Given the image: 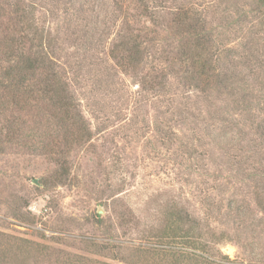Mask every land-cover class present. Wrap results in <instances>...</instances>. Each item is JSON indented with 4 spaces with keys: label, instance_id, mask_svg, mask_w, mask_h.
Here are the masks:
<instances>
[{
    "label": "rangeland",
    "instance_id": "1",
    "mask_svg": "<svg viewBox=\"0 0 264 264\" xmlns=\"http://www.w3.org/2000/svg\"><path fill=\"white\" fill-rule=\"evenodd\" d=\"M18 9L88 133L0 109V264L137 261L172 205L264 264V1L0 0L11 32Z\"/></svg>",
    "mask_w": 264,
    "mask_h": 264
},
{
    "label": "trees",
    "instance_id": "2",
    "mask_svg": "<svg viewBox=\"0 0 264 264\" xmlns=\"http://www.w3.org/2000/svg\"><path fill=\"white\" fill-rule=\"evenodd\" d=\"M15 14L13 32L3 26L4 20H0V109L6 112L12 107L30 113L41 106L40 110L55 118L64 132L70 133L77 141L83 139L88 133L85 118L54 61L44 50V33L35 22H31V13L18 9ZM19 26L23 27L19 29ZM133 39L135 44L131 45L132 39L124 44L127 50L133 51L130 59L138 60L141 49L139 45L135 46L136 40ZM14 128V124L10 126L12 134L16 133ZM57 162L60 182L64 183L69 167L65 159ZM166 215L165 223L144 238L149 239L138 248L141 252L139 259L127 261V264H237L218 248L226 240L225 235L203 230L201 221L183 207L172 205ZM93 244L97 246L95 254H100L98 252L104 246Z\"/></svg>",
    "mask_w": 264,
    "mask_h": 264
},
{
    "label": "water",
    "instance_id": "3",
    "mask_svg": "<svg viewBox=\"0 0 264 264\" xmlns=\"http://www.w3.org/2000/svg\"><path fill=\"white\" fill-rule=\"evenodd\" d=\"M35 182L38 183L37 179H35Z\"/></svg>",
    "mask_w": 264,
    "mask_h": 264
}]
</instances>
